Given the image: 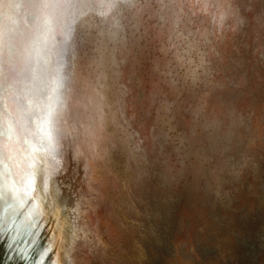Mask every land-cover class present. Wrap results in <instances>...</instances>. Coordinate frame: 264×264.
<instances>
[{"label": "bare ground", "instance_id": "bare-ground-1", "mask_svg": "<svg viewBox=\"0 0 264 264\" xmlns=\"http://www.w3.org/2000/svg\"><path fill=\"white\" fill-rule=\"evenodd\" d=\"M75 2L77 0H0V230L11 227L13 221L19 218L16 216L13 219V216L20 211L21 221L17 226L14 223L13 228L16 233L19 232V237L34 240L39 218L43 217L45 225V212L48 211L52 216L54 229L50 231L52 238L47 240L45 248L49 245L54 247L59 235L63 240L59 249L62 264H100V258L97 257L100 252L94 247L99 240L98 235L107 238L114 234L117 228L115 209L131 203L125 197V182L131 183L130 177L133 178L136 172L131 159L122 156L123 151L115 140L120 135L121 140L127 142L126 149L131 147L133 156L138 157L144 154L135 151V144L143 137L129 139L122 133V129L108 119L103 125L97 121L95 129L90 126L91 121L81 119L77 123L74 109L82 104L83 97V93L78 94V89L83 88L87 81L92 90H100L97 85H102V94H106L109 88L106 78L112 70V57L119 60V56L113 52L118 47L117 42L110 41L105 26L99 25L96 18H91L78 31L66 35L65 18L60 11L43 7L52 3ZM200 2L206 11L200 18L204 24L199 31L207 34L212 41L209 52L219 45L215 50L217 56L211 57L217 74L211 79V83L201 89L207 105L205 114L198 121H184L185 127L190 126L195 130L192 147L186 153L189 157L187 167L171 171L156 168L150 174H154L153 176L144 178L147 189H144L143 184L137 186L134 179L133 187L140 193L147 194L156 204L168 203L174 206L178 202H186L189 207L194 198L202 199L201 196L194 195L193 198L184 194L196 153L203 152L206 144L216 142L213 146L224 157L230 154L229 158L234 156L239 162V165L235 162L238 167L235 174L234 171L225 170L224 164H212L215 169L212 178L216 177L218 185L211 184L210 191L215 194L207 197L212 208L221 212L228 209L225 208L226 202L232 204L231 197L225 200L219 195V189L224 183L226 188L229 186L228 192L236 187L233 182L239 184L242 181L241 184L246 185L253 178L259 177V183L264 179V167L258 162L259 155L253 149L255 145L263 147L264 143V0H241L239 4H230L228 0ZM228 8L242 9L240 18L244 23L237 24L234 17H229L230 22L222 23L219 18ZM123 22L121 19V23ZM181 30L183 31V25ZM260 31L263 33L260 34ZM167 34L157 30L154 39L159 42L166 39ZM255 38L261 44L255 52L263 54L254 56L259 60L252 63L250 72L243 77L234 64L239 57L240 45H244L243 41L251 42ZM226 48L230 50L229 56L225 54ZM130 59L132 62L126 61L125 66L120 69L125 79H130L131 73L135 71L137 78L146 86L155 82L157 77L149 69L153 65L148 52H134ZM56 81H60L63 87L52 93L49 85L56 87ZM132 84L134 87L135 81ZM244 86L251 90L248 95L240 93ZM217 93L224 95L231 105H236L237 110L244 106L246 112L247 108L253 110L248 113L236 112L229 106V111L225 112L214 97ZM49 95L52 97L51 101L47 99ZM61 101L63 107L59 104ZM49 103L53 110L52 116H48ZM190 103L195 105L196 102L190 100ZM257 103L261 110L258 122L253 117ZM232 113L236 116L231 117ZM104 115L108 117L107 113ZM133 130L142 131L136 124H132L129 132ZM258 135V139L255 138ZM74 136L79 138L76 148L83 153L82 158L89 169L87 176L95 188L96 198L91 204L88 203L89 180L85 179L84 163L68 158L69 140ZM259 153L263 156L262 150ZM112 159L115 161L113 165ZM123 164L127 167L128 181H125L126 173L123 174L120 168ZM143 166L145 169L155 168L151 159ZM60 168L64 170L59 171ZM246 195L247 193L239 195L238 206L229 209L243 207L245 215L252 203L249 202L252 197ZM10 199L16 201V206L3 208ZM244 215L242 221L238 220L237 223L241 228L251 226L252 232L250 229L242 230L241 239L246 234L257 232L259 226H262L261 230L264 229V220L253 223V216ZM227 220L222 223H227ZM117 236L120 243L114 246H119L120 251V247L125 245L123 240L126 235L118 233ZM236 236L239 239V235ZM12 241L11 236L9 242ZM2 243L0 246L5 254L9 252L8 244ZM24 245L25 243L18 249H26ZM248 248L255 249L252 246ZM39 251L42 254L44 249ZM56 254L54 259L58 261ZM9 256L14 255L11 252ZM16 260L13 257L7 264H19V258ZM107 260L112 262V259ZM3 263L5 264L4 259ZM102 263L108 264L106 260Z\"/></svg>", "mask_w": 264, "mask_h": 264}, {"label": "snow or ice", "instance_id": "snow-or-ice-1", "mask_svg": "<svg viewBox=\"0 0 264 264\" xmlns=\"http://www.w3.org/2000/svg\"><path fill=\"white\" fill-rule=\"evenodd\" d=\"M228 2L239 4L241 0ZM43 7L60 11L65 18L66 35L78 31L91 18H96L99 25L105 26L110 41L118 44L113 52L119 56V60L112 57V70L106 78L109 84L106 94H102V85H97L100 90H92L87 81L83 88L78 89V94L83 93V97L82 104L74 109L77 123L85 119L86 122L91 121L90 126L95 129L97 121L103 125L108 119L122 129L129 139L143 137L135 144V151L144 154L137 157L143 163L151 159L157 170L171 171L187 167L189 157L186 153L192 147L195 130L190 126L185 127L184 121H198L205 114L207 105L201 89L211 83V57L217 56L215 50L209 52L212 41L207 34L195 27L206 11L200 0H77L75 3H52ZM241 11L239 8H228L219 19L223 23L230 22L229 17H234L237 24H242L244 20L240 18ZM157 30L170 34L157 42L154 39ZM134 52L149 53L153 65L151 70L157 77L150 85L146 86L138 79L135 71L131 73L130 79H125L120 71L126 61L132 62L130 57ZM132 81H135L134 87ZM62 87L60 81H56V87L49 85L52 93ZM47 99L51 101V95ZM190 100L195 101V105ZM59 104L63 107L62 101ZM48 109V116H52L50 103ZM105 113L108 114L107 118ZM132 124L138 125L142 131L129 132ZM69 142L68 158L84 163L83 153L76 148L78 136ZM196 158L200 162H207L208 159L202 152L196 153ZM229 163L225 161L224 165ZM88 171V165L84 163L85 179L89 180L88 203L91 204L96 194L87 176ZM219 195L225 200L230 196L222 190ZM7 247L11 250L14 245L8 244ZM16 251L19 264H44L45 257L51 260L50 253L54 252V248L49 245L42 254L38 253L39 260L34 254L30 261L26 249ZM0 259H4L7 264L13 257Z\"/></svg>", "mask_w": 264, "mask_h": 264}, {"label": "water", "instance_id": "water-1", "mask_svg": "<svg viewBox=\"0 0 264 264\" xmlns=\"http://www.w3.org/2000/svg\"><path fill=\"white\" fill-rule=\"evenodd\" d=\"M203 24L204 22L200 19L195 25L196 29L200 30V28L203 27ZM190 31H193V29ZM263 31H260L259 33L262 34ZM255 36L257 37V33H255ZM243 42L244 45H240L239 57L236 59L234 67L238 68L240 74L244 77L250 72L252 63L259 60L254 56L259 54L262 55L263 53H260L259 51L258 54H256L255 52V49L261 46L256 38L251 42L250 40ZM218 47L219 45L215 47L216 51ZM232 49H234V47H232ZM201 51H203V49ZM225 54L226 56H229L230 50L226 48ZM214 67L215 65H213L210 80L217 74L216 67ZM149 69L151 70L152 68ZM250 91V88L244 86V89L240 93L248 95ZM214 97L217 102H219L218 106L222 107L225 112L229 111V106H232L236 112L243 111L244 113H248V111L253 110L247 108L246 112L245 106L244 108L237 110V106L231 105L229 100L220 93L215 94ZM254 109L256 110V113L253 115L255 118L254 121L258 122V116L261 115L259 103H257V106L255 105ZM232 115L233 116L231 117L236 116L234 113H232ZM239 115L242 116L240 113ZM117 136V140H120H115V143L121 147V150L123 151L122 156L125 158L127 157L129 160L131 159L136 172L133 174V178L132 176L130 177L132 184L130 182H125V192H127L125 197H128L131 203H128L123 207L118 206L117 209H115L117 228H115V231L113 232L114 234H110V237L107 236V238L103 237V235H98L99 240L94 247L100 252V254L97 255V257L100 258V264H103L102 262L104 260H106L108 264H264V229L261 230L262 226H259L257 232L250 233V235L246 234V236H243V239H241V231L244 229L248 231L250 229V232H252V227L243 226L241 228L237 223L238 220L242 221L243 219V207H240V209L238 207L229 209L230 207L238 206L240 199L237 197L239 195L247 193V197H252V201H249L252 203L251 209L246 212L244 217L253 216V223H257L258 220H264V213H262L264 209V179L259 183V177L256 179L253 178L251 181H248L249 184L246 185L241 184L242 181L239 184L232 181L233 185L236 187H233L228 192L227 188L229 186L226 188L224 183L219 190L230 194L229 197H231L230 201L232 204L226 202L225 208L228 209H223L221 212L215 211L207 197L215 194L213 191H210L209 187L211 184L214 183L215 185H218L217 181L215 182L216 177L212 178L213 171L215 170L212 164H215V162L224 164L225 161H230L231 163L225 167V170H235L236 172L238 170L237 165H239V162H237V159L234 158V156L229 158L230 154L224 157L225 155H222L218 149L213 146L216 142H212L206 144L205 150L202 152L208 157L207 162H200L195 157L194 165L189 171V179L186 184L188 187L184 192L188 197H193L195 195L201 196L202 199H196L193 197L194 201L189 207L186 205V202H178V204L174 206L169 205L168 203L156 204L151 201V198H149L147 194L140 193L137 188L135 189V187H133V179L137 186L138 184H143L144 186V178L147 176H153L154 174H150L154 172L156 166H154L155 168L145 169V166H143L144 163L138 162L135 159L137 157L133 156V152L131 153V147H129L130 149H126L125 145L127 142H123L121 137H119L120 135ZM258 137L259 135L255 138L258 139ZM122 139L125 138L122 137ZM262 146L263 147L255 145L253 149H255L256 153L259 155V157L257 156L258 162H261L264 167V143ZM202 149H204V146ZM259 150H262L263 156L259 153ZM74 156L75 152H73V157ZM117 158L120 159V157ZM125 158L122 160H125ZM235 162H237V165H235ZM118 163H121V161ZM111 164H115L113 159L111 160ZM128 165L129 170L132 171L131 165ZM120 168H122L123 174L126 173L124 175L126 178V165L123 164ZM125 181H128L127 178ZM144 189H147V187L144 186ZM243 189H247L249 192H244L247 190ZM15 203L16 201L14 202L13 199H10L4 204L3 208L6 209L16 206ZM20 207L21 206H19V208ZM20 210L22 211L23 208ZM19 213L20 211L13 216V219L16 216L19 217L13 221V225L16 223L17 226L20 220L21 215H19ZM45 216L47 217L45 225H43V217L40 216L39 218L36 225L34 240H25L21 235V237H19V232H15L16 230L13 228V225L6 228L4 231L0 230V243L3 242L14 245V248L5 254H3V248L0 246V258L9 256L12 252L15 261H17L18 254L16 250L24 243V248L29 251V258L34 254L38 257V253L41 252L39 250L45 249L47 240L52 238L50 231L54 229V222L48 211L45 212ZM225 219H228L227 223H222ZM118 233L120 235H126L124 238L125 240H123L125 245L120 247V251L118 250L119 246H114L115 244L120 243V238L118 240L116 239L118 238ZM236 234L239 235V239L236 238L238 237ZM11 236L13 241L9 242ZM57 236L56 244L53 247L54 252L50 253L51 260L45 257L44 264H52V261H55V264H62L59 249L62 246L63 240L62 237L59 235ZM40 245H43V247H40ZM250 246L255 247V249L248 248ZM243 250L244 252H242ZM56 253L59 257L58 261L54 259ZM108 258L112 259L111 263L107 260ZM0 262V264H4L3 259H0ZM92 262L95 263V261Z\"/></svg>", "mask_w": 264, "mask_h": 264}]
</instances>
